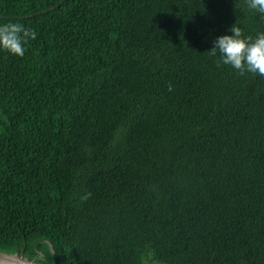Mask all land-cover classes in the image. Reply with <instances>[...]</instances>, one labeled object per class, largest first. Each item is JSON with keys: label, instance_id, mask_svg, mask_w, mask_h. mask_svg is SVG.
Instances as JSON below:
<instances>
[{"label": "trees", "instance_id": "16d2710c", "mask_svg": "<svg viewBox=\"0 0 264 264\" xmlns=\"http://www.w3.org/2000/svg\"><path fill=\"white\" fill-rule=\"evenodd\" d=\"M8 22L37 38L23 57L0 49V252L264 264V77L207 53L235 24L264 33V14L247 0H0Z\"/></svg>", "mask_w": 264, "mask_h": 264}, {"label": "clouds", "instance_id": "9594fccd", "mask_svg": "<svg viewBox=\"0 0 264 264\" xmlns=\"http://www.w3.org/2000/svg\"><path fill=\"white\" fill-rule=\"evenodd\" d=\"M250 10L264 14V0H247ZM232 35H223L213 41V47L207 53L220 58L216 61L217 67L229 65L240 75L251 73L264 77V33H259L255 38L244 37L242 29L233 25L230 29ZM37 38L34 29L27 28L22 23L8 22L0 24V49L23 57L26 45ZM173 87L169 84V91Z\"/></svg>", "mask_w": 264, "mask_h": 264}, {"label": "water", "instance_id": "95a60500", "mask_svg": "<svg viewBox=\"0 0 264 264\" xmlns=\"http://www.w3.org/2000/svg\"><path fill=\"white\" fill-rule=\"evenodd\" d=\"M50 247L52 249L51 244ZM25 249H26V245L23 247L21 253L9 254V253L0 252V264H40L37 263L35 260H29L25 256Z\"/></svg>", "mask_w": 264, "mask_h": 264}]
</instances>
